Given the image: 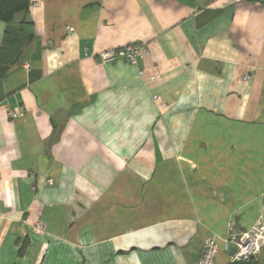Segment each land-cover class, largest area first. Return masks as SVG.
Instances as JSON below:
<instances>
[{"label":"crops","instance_id":"0c3cea01","mask_svg":"<svg viewBox=\"0 0 264 264\" xmlns=\"http://www.w3.org/2000/svg\"><path fill=\"white\" fill-rule=\"evenodd\" d=\"M28 1L0 264H198L209 238L230 264L223 239L264 227V1ZM129 44L137 66L98 60Z\"/></svg>","mask_w":264,"mask_h":264},{"label":"built area","instance_id":"2783aa9c","mask_svg":"<svg viewBox=\"0 0 264 264\" xmlns=\"http://www.w3.org/2000/svg\"><path fill=\"white\" fill-rule=\"evenodd\" d=\"M148 47L143 44H129L120 48H114L98 55V60L106 65L115 63L118 60H124L132 66H137L138 62L148 55ZM142 74V72H140ZM156 100V98H154ZM21 115L18 109L9 110L8 117L16 119ZM49 185L53 184L49 180ZM264 243V227L254 226L248 231L239 235H229L223 239V248L227 250L230 247L235 249L234 255L230 256V264L247 262L250 258L255 259ZM220 248L214 238L206 239L203 242L198 264H215V259Z\"/></svg>","mask_w":264,"mask_h":264},{"label":"trees","instance_id":"16d2710c","mask_svg":"<svg viewBox=\"0 0 264 264\" xmlns=\"http://www.w3.org/2000/svg\"><path fill=\"white\" fill-rule=\"evenodd\" d=\"M29 6L28 0H0V21L5 24L0 42V77L6 76L21 61L32 41L24 28Z\"/></svg>","mask_w":264,"mask_h":264},{"label":"water","instance_id":"95a60500","mask_svg":"<svg viewBox=\"0 0 264 264\" xmlns=\"http://www.w3.org/2000/svg\"><path fill=\"white\" fill-rule=\"evenodd\" d=\"M258 1H264V0H258ZM235 253V249L234 248H231V251H230V256L234 255ZM251 262V259L249 258L247 263L249 264Z\"/></svg>","mask_w":264,"mask_h":264}]
</instances>
